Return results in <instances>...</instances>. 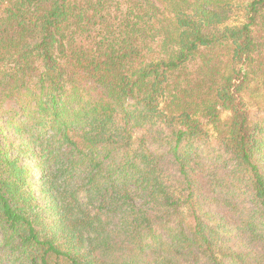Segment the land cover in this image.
<instances>
[{
  "label": "trees",
  "instance_id": "obj_1",
  "mask_svg": "<svg viewBox=\"0 0 264 264\" xmlns=\"http://www.w3.org/2000/svg\"><path fill=\"white\" fill-rule=\"evenodd\" d=\"M0 264H264V0H0Z\"/></svg>",
  "mask_w": 264,
  "mask_h": 264
},
{
  "label": "rangeland",
  "instance_id": "obj_2",
  "mask_svg": "<svg viewBox=\"0 0 264 264\" xmlns=\"http://www.w3.org/2000/svg\"><path fill=\"white\" fill-rule=\"evenodd\" d=\"M239 4H240L239 2H236L233 5H231V11L229 14L230 17L229 20L226 22L227 26H239L244 23V17L241 11V5ZM250 111L254 116L260 115V113L257 112L256 109L253 107L250 108Z\"/></svg>",
  "mask_w": 264,
  "mask_h": 264
}]
</instances>
